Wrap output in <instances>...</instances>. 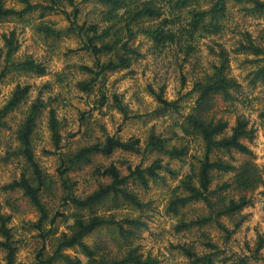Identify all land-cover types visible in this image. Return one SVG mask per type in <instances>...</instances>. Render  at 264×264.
<instances>
[{
  "label": "rangeland",
  "instance_id": "rangeland-1",
  "mask_svg": "<svg viewBox=\"0 0 264 264\" xmlns=\"http://www.w3.org/2000/svg\"><path fill=\"white\" fill-rule=\"evenodd\" d=\"M3 1L7 8H22L16 0ZM143 1L125 0V9L111 13L108 6L95 0H75V9L62 1L60 9L43 17L36 11L25 19L0 21V50L5 52L3 36L8 37L13 32L17 45L14 59L29 58L45 67L44 76L11 72L0 81V214L10 216L7 227L16 247L15 264H37L41 255L46 257L52 253L61 234L70 233L75 214L88 216L87 210H77L66 203L64 197L70 193L84 198L100 186L110 184V179L98 175L97 170L103 171L114 165L126 176L130 173L128 168L131 171L137 167L144 169L155 161L162 168L158 171V178L147 181L146 188L134 178H130L125 185L142 204L141 208L132 207L123 200L114 202L111 198L95 208L96 214L113 216L117 221L134 219L140 226H125L127 230H132V235L126 238L120 237L116 228L103 226L84 239L87 245L93 248L100 246L102 253L116 258L134 251L143 258L155 259L157 264H190L178 246L194 247L201 255L208 253L201 246L203 238H207L216 245L212 251L214 264H264L262 187L251 194L250 206L232 218L221 217L201 228L175 230L179 221L205 215L207 210L202 203H192L177 215L167 210L171 198L179 193L175 188L189 173L193 156L203 153L199 139L186 137L181 131L183 120L192 112L197 97L193 86L198 80L211 76L213 67L221 62V54L228 59V77L239 85V89L233 92L234 100L231 101L215 96L207 117L227 121L229 134L236 118L242 116L254 132L243 141L251 150V156L234 151L219 152L214 156L224 160L234 158L236 165L250 159L260 169L264 168V118H260L264 107V87L260 82L252 84L254 71L263 63L259 62V57L240 49L242 45H248V40L264 47V14L250 12V4L227 0L219 33L199 35L196 32L191 38L184 35L181 45H156L140 30L152 28L159 20L138 19L131 26L133 36L127 42V47L132 50L128 55L129 67L103 72L92 81V74L84 68L97 71L98 65L117 62V57L123 54L121 44L127 41V37L122 28V34L116 36L122 42L116 43L113 51L95 56L82 49L87 38L93 36L86 30L94 26L97 35L108 30L109 35L96 40L95 44H113L116 39L114 33L124 23L112 19L111 15L117 14L119 18L124 11L135 10ZM166 1L155 0V3L161 7L164 16L170 17ZM32 3L50 4L49 0H32ZM209 6V0H194L176 15L180 16L184 26L190 11ZM70 26L84 29L81 33L76 30L63 32L60 37L45 32L47 27L64 31ZM82 84L88 86L87 91L82 90ZM25 86L29 87V92L23 102L13 111L3 113L15 89ZM159 98L172 106H165ZM36 102L41 107L31 145L36 162L49 175L47 188L41 194V203L47 214L41 233L32 226L40 218V212L22 191L3 190L26 171L18 133ZM117 103L125 109V113L119 111ZM50 109L55 111L58 120V150L53 146L48 129ZM151 134L167 140L168 148H185L184 155L171 158L156 152L145 154L143 148ZM107 137L121 141L138 138L141 152L115 151L108 157L95 154L88 164H80L61 175L64 171L63 154L82 146L102 144ZM25 174L31 177L29 171ZM228 178L229 175L214 173L213 186ZM65 253L79 258L82 264L86 263L78 249L66 250ZM0 264H6V252L1 247ZM53 264L63 263L57 261Z\"/></svg>",
  "mask_w": 264,
  "mask_h": 264
},
{
  "label": "trees",
  "instance_id": "trees-1",
  "mask_svg": "<svg viewBox=\"0 0 264 264\" xmlns=\"http://www.w3.org/2000/svg\"><path fill=\"white\" fill-rule=\"evenodd\" d=\"M65 1L68 6L75 9V0H49L50 4L32 3V0H16L22 8L15 10L7 8L3 0H0V21L6 19H25L28 15L39 11L40 17L46 13L61 8V2ZM98 3L108 6L109 13L112 11L119 12L127 7L125 0H95ZM194 0H167L166 4L170 9V17L164 16L161 7L156 6L155 0H145L135 10L128 9L124 11L118 18L117 14L111 15V18L123 22L124 26L114 33V37L122 34V28L126 31L127 41L122 42L121 38L115 39L113 44L102 43L100 46L95 44L102 38L107 37L108 30L97 35L96 27L92 26L86 30L91 32L93 36L87 38V42L82 48L90 51L93 55H101L113 51L116 43L122 42L121 49L123 54L117 57V62L109 61L106 64L98 65L97 71L90 68H84L92 74L95 81L103 72L114 71L119 68L129 67L128 55L132 53L127 47V42L133 36L132 24L141 18L157 19V24L152 28L142 29L140 32L149 37L156 45L175 44L181 45L183 36L187 35L191 38L196 32L217 34L221 31L220 20L224 17L226 11L227 0H209L210 6L207 9H194L189 12L187 24L181 25L180 16L176 13L181 12L188 7ZM240 3L251 5L250 12L264 14V1L261 0H237ZM138 8V9H137ZM127 15L124 19V15ZM117 21V22H118ZM74 25V23H72ZM83 27L70 26L66 30H57L51 27L45 28L47 35L60 37L63 32H72L74 30L82 31ZM138 32V31H137ZM139 33V32H138ZM5 52L0 50V81L11 72L34 74L36 76L45 75V67L32 59L25 58L21 60L14 59L17 51L14 33L11 32L8 37L3 36ZM247 46H241L244 53L252 54L259 57V62L263 64L254 71L252 84L257 82L264 87V47L256 45L251 40L247 41ZM190 50V47H189ZM221 62L213 67L211 76L206 79L198 80L193 91L196 92L192 112L183 120L181 131L186 137H196L203 146V153L200 156H193L194 162L190 164L189 173L180 180L175 188L179 193L174 194L168 203L167 210L171 214L177 215L182 208L192 203H202L207 210L203 216L190 220H181L176 224L175 230L180 232L191 228H201L205 225L215 222L221 217L232 218L244 208L251 205V194L259 187L264 189V168L260 169L250 159L244 160L240 164H234L233 160H224L218 156H214L219 152L230 153L234 151L237 154L251 156V150L244 144V140L253 135V130L248 126V122L242 116L237 117L235 124L228 131V122L222 119L214 120L208 118L207 114L212 109L213 98L221 96L226 101L234 100L233 92L239 89V85L228 77V59L224 54L220 55ZM3 64V65H2ZM82 90L87 91L86 84L81 85ZM29 87H17L12 93L8 102L4 106L3 113H8L16 109L26 98ZM165 106H172L162 101ZM38 102L34 103L27 115L18 139L21 142V155L26 162V168L19 179L12 181L3 187V190L19 189L23 195L27 197L30 203L40 212V218L35 224H32L40 233L43 232V223L47 219V214L41 203V194L46 190V182L49 175L46 174L34 158L31 145V137L38 118L39 108ZM117 107L121 113H125V109L117 103ZM260 118H264V107L260 112ZM48 129L51 133V140L54 148L59 149L60 136L58 133V120L55 111H48ZM167 140L151 134L143 148L145 154L156 152L171 158L182 157L185 148H168ZM115 151H123L128 153H140L141 146L138 138H132L127 141H121L114 137H107L105 141L95 143L89 146H82L74 151L63 154L61 157L62 165L65 173L76 166L89 163L90 157L99 154L105 157L112 155ZM162 168L158 161L150 166L140 169L137 167L130 171L129 175H122L120 170L110 165L103 171L97 170L96 173L101 176L108 177L110 184L100 186L93 193L84 198H77L68 193L64 200L66 203L72 204L77 210H87L88 216H80L75 214L74 222L69 234H61L57 239V243L52 253L48 256L41 255V259L37 264H53L57 261L63 264H82L79 258H72L65 253L66 250L78 249L85 257V264H157L155 259L150 257L143 258L134 251L116 258L109 254L101 252V247H91L84 242L90 234L96 232L103 226H111L116 228L120 237L126 238L132 235V230H127L125 226L136 228L140 223L134 219L115 220L113 216L105 217L95 213V208L102 204L106 199L111 198L114 202L123 200L132 207L141 208L142 204L137 197L129 192L125 185L130 178H134L143 187H147V181L158 178V171ZM29 171L31 177L25 173ZM214 173L219 175H229L226 181L213 186ZM65 187V185H63ZM174 191V192H175ZM10 216H2L0 214V235L3 238L0 241V247L6 252V264H15L16 247L12 241L11 230L7 227ZM238 223L236 224V226ZM201 246L208 253L199 254L194 247L178 246L184 256L190 261V264H214L213 252L216 245L209 239L203 238ZM43 257V258H42Z\"/></svg>",
  "mask_w": 264,
  "mask_h": 264
}]
</instances>
